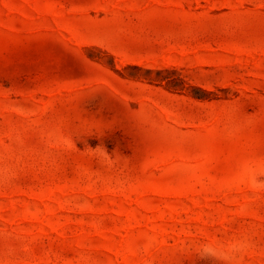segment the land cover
I'll return each instance as SVG.
<instances>
[{
	"label": "rangeland",
	"instance_id": "1",
	"mask_svg": "<svg viewBox=\"0 0 264 264\" xmlns=\"http://www.w3.org/2000/svg\"><path fill=\"white\" fill-rule=\"evenodd\" d=\"M0 264H264V0H0Z\"/></svg>",
	"mask_w": 264,
	"mask_h": 264
}]
</instances>
